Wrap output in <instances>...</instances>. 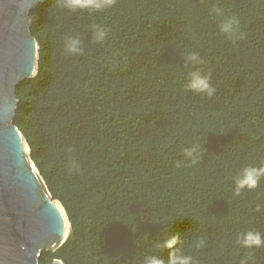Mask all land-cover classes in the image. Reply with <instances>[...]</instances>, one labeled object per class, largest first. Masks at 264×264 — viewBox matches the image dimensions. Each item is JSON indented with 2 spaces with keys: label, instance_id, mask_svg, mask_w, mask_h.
<instances>
[{
  "label": "trees",
  "instance_id": "1",
  "mask_svg": "<svg viewBox=\"0 0 264 264\" xmlns=\"http://www.w3.org/2000/svg\"><path fill=\"white\" fill-rule=\"evenodd\" d=\"M214 7L239 19L244 39L221 33ZM31 17L40 66L16 90L15 124L72 227L42 264L166 260L159 245L176 232L194 264H264V247L237 243L249 230L264 236V179L234 195L237 173L264 164V0H117L75 12L45 0ZM93 24L109 30L103 42ZM69 35L82 55L65 51ZM192 52L205 63L186 64ZM197 69L210 72L212 97L186 89ZM195 144L201 161L176 168Z\"/></svg>",
  "mask_w": 264,
  "mask_h": 264
},
{
  "label": "water",
  "instance_id": "2",
  "mask_svg": "<svg viewBox=\"0 0 264 264\" xmlns=\"http://www.w3.org/2000/svg\"><path fill=\"white\" fill-rule=\"evenodd\" d=\"M45 0H0V264H42L72 227L15 124L18 86L37 76L41 46L31 13ZM50 264H65L56 258Z\"/></svg>",
  "mask_w": 264,
  "mask_h": 264
},
{
  "label": "clouds",
  "instance_id": "3",
  "mask_svg": "<svg viewBox=\"0 0 264 264\" xmlns=\"http://www.w3.org/2000/svg\"><path fill=\"white\" fill-rule=\"evenodd\" d=\"M62 8L70 11L88 10V11H104L115 6L117 0H58ZM212 11L219 17H222L219 28L221 33L229 39L236 41L245 38V34L240 31V21L236 16H225L222 8L214 7ZM93 38L97 42H103L108 35V29L101 25H91ZM64 49L70 55H82L83 47L78 36H66L64 41ZM184 62L194 65L204 64V60L199 56V53L192 52L183 56ZM186 89L195 93H202L208 97H212L216 89L211 84V74L204 73L197 69L189 73L188 81L185 85ZM205 154V149L200 144H195L183 150L184 160L176 161L175 167H190L198 164L202 156ZM71 168L78 171V166L72 162ZM261 179H264V164L261 166H245L234 178V195L239 196L245 189L254 190L259 186ZM264 208V205L257 204L255 211L259 212ZM237 243L244 248H259L264 247V236L259 231L249 230L239 234ZM182 244L181 235L179 232L169 236L164 240L159 247L167 250V259L163 257L150 255L144 258L143 264H194L193 258L190 255H185L180 245ZM197 247H203V241L197 244ZM247 259L241 260L240 264H247Z\"/></svg>",
  "mask_w": 264,
  "mask_h": 264
}]
</instances>
